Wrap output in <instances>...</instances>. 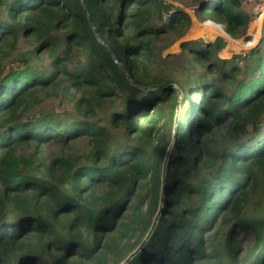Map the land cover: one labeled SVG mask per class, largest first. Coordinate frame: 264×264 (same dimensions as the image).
<instances>
[{
    "label": "trees",
    "instance_id": "1",
    "mask_svg": "<svg viewBox=\"0 0 264 264\" xmlns=\"http://www.w3.org/2000/svg\"><path fill=\"white\" fill-rule=\"evenodd\" d=\"M192 1L234 38L254 17ZM191 23L164 0H0V264H264V25L233 59L221 38L189 49L178 77L155 43ZM71 89L79 117L31 116ZM121 95L114 136L94 119Z\"/></svg>",
    "mask_w": 264,
    "mask_h": 264
},
{
    "label": "rangeland",
    "instance_id": "2",
    "mask_svg": "<svg viewBox=\"0 0 264 264\" xmlns=\"http://www.w3.org/2000/svg\"><path fill=\"white\" fill-rule=\"evenodd\" d=\"M164 1L167 4L172 3L175 7L184 10L192 21L191 26L185 31L183 36L179 37L175 34H167L155 43V48L159 54L156 60L157 64L162 69L166 68L168 72L170 71L175 76L179 77L182 72L185 76L195 75L188 62V52L189 49L197 45L215 42L219 38L224 39L226 42L225 47L218 51L217 56L219 59H233L235 56L244 55L250 50L257 48L261 43L264 25V0H247L251 4L250 6H245L246 2H243L244 8L252 12L254 17L248 23L245 33L235 38L226 33L223 25L203 18L197 11V5L192 0ZM104 8H108V5H105ZM153 23L156 25L161 24L157 20H154ZM120 43L124 44V40L121 39ZM184 43L186 45L185 51L182 47ZM33 49L34 43L20 37L16 51L13 52L7 64L19 66V63L23 62L22 54L31 52ZM78 62L77 60L75 63L77 64ZM31 64L36 65L40 70L49 71L51 60L44 55L41 58L33 56ZM79 97L80 93L74 89H71L64 96L41 95L43 100L38 107L33 109L31 116L36 118L39 110H46L55 113L60 118L79 117L80 114L75 105ZM124 99V96L121 95L120 100L117 102L102 107L97 111L94 119L95 122L108 126L114 136L120 134L121 131L110 125L111 116L120 113L124 109Z\"/></svg>",
    "mask_w": 264,
    "mask_h": 264
},
{
    "label": "water",
    "instance_id": "3",
    "mask_svg": "<svg viewBox=\"0 0 264 264\" xmlns=\"http://www.w3.org/2000/svg\"><path fill=\"white\" fill-rule=\"evenodd\" d=\"M178 112H179V108H178V110H177V114H178ZM176 121H177V116H176ZM170 147H171V145H170ZM170 147H169V149H168V151H167V154H166V159H167V156H168V154H169V150H170ZM163 193H164V173H163V181H162V191H161V201H162V199H163ZM158 215H159V212L156 214V216H155V219H154V222H153V224H152V226H151V229H150V231L148 232V235L146 236V238L144 239V241L147 239V237L149 236V234L152 232V230L154 229V226H155V224H156V220H157V217H158ZM143 241V242H144ZM142 242V243H143ZM141 243V244H142ZM141 246V245H140ZM139 248V247H138ZM135 252V251H134ZM133 253H131L130 255H132ZM131 257V256H130Z\"/></svg>",
    "mask_w": 264,
    "mask_h": 264
},
{
    "label": "bare ground",
    "instance_id": "4",
    "mask_svg": "<svg viewBox=\"0 0 264 264\" xmlns=\"http://www.w3.org/2000/svg\"><path fill=\"white\" fill-rule=\"evenodd\" d=\"M263 16V15H262ZM252 24V23H251ZM214 25V24H213ZM202 34V33H201ZM230 36V35H229Z\"/></svg>",
    "mask_w": 264,
    "mask_h": 264
},
{
    "label": "built area",
    "instance_id": "5",
    "mask_svg": "<svg viewBox=\"0 0 264 264\" xmlns=\"http://www.w3.org/2000/svg\"><path fill=\"white\" fill-rule=\"evenodd\" d=\"M212 22V21H211Z\"/></svg>",
    "mask_w": 264,
    "mask_h": 264
}]
</instances>
